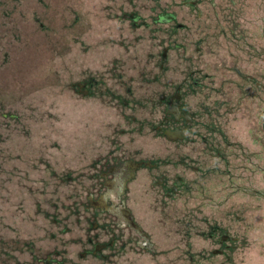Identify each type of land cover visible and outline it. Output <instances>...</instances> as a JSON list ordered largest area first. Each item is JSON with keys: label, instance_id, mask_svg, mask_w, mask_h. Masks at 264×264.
Instances as JSON below:
<instances>
[{"label": "rangeland", "instance_id": "374dc122", "mask_svg": "<svg viewBox=\"0 0 264 264\" xmlns=\"http://www.w3.org/2000/svg\"><path fill=\"white\" fill-rule=\"evenodd\" d=\"M241 1L227 46L201 0H0V264H264V197L237 192H264Z\"/></svg>", "mask_w": 264, "mask_h": 264}, {"label": "trees", "instance_id": "16d2710c", "mask_svg": "<svg viewBox=\"0 0 264 264\" xmlns=\"http://www.w3.org/2000/svg\"><path fill=\"white\" fill-rule=\"evenodd\" d=\"M229 0H201V3L204 6V11L202 16L200 17V32L201 33H210L209 31L213 32L215 35H220L222 36L223 41L225 42V44L227 46L231 45L232 43H237V39L232 36V32H231V26L235 25V23L232 24V21L230 20L228 22V20L226 19L225 15L228 12L225 8H228V4L226 5V3H228ZM247 1V0H246ZM257 4H253L254 8L251 10V16L249 17L250 19H253V24L252 22H250V26L246 27L243 19H241L239 21V24L237 23L236 25V31L238 33V35L240 37L239 41L241 43L245 42L246 47L254 41L255 38V34L264 38V1L263 0H256ZM176 2V1H175ZM174 3V1H173ZM240 4H243L242 6H244L245 2L242 0L240 2ZM260 7V13L261 16L258 17V15L256 16V8ZM154 8H160L157 9L156 12L161 14V6L157 5L154 6ZM258 11V10H257ZM130 14V12H129ZM175 14H177L175 12ZM138 15V14H137ZM141 22L144 21L142 19V17H140ZM206 21L208 22L207 24H203L202 22ZM140 22V21H139ZM153 24V21L150 19V25ZM252 24V25H251ZM259 24V25H258ZM260 94L258 91H254L253 93H251L250 97L252 96L251 99L255 100L256 102H258V105L261 104L262 99L259 100V95ZM236 103V102H235ZM261 107H260V114H261ZM264 112V110H263ZM262 112V113H263ZM262 128V127H261ZM264 130V129H263ZM220 144L218 145L219 148H223L228 150L229 148L231 149L232 153V157L236 158L235 152L237 151L238 154V158L241 156V159L244 160V148H240L238 145H226V143L223 142V138L220 139ZM236 150V151H234ZM225 152V151H223ZM222 152V153H223ZM221 153V152H220ZM222 155H224V159H222L223 161L227 158L226 155L223 153ZM221 155V156H222ZM254 156V154H253ZM245 157L249 160V164H251V168L255 169V167H257V170H264V166L262 165V160H258V163L256 165L255 162L250 161L252 159V155H250V153H247V155H245ZM217 161L218 162H222L220 157H217ZM248 174H250V170L248 169ZM251 174L247 175L246 178L250 179ZM234 179V178H233ZM233 179L231 180L232 183H234ZM251 184H243L244 189H239V193H244V195H247L248 197H250L251 195H258L260 194L261 196L264 197V192H261V189H259L256 185L252 184V189L253 191L251 192H246L247 188H250ZM237 185H233L232 188L236 187ZM242 186V187H243ZM245 191V192H244ZM249 193V194H248ZM231 194V193H229ZM233 195H236L235 193H233ZM216 207V206H214ZM87 241V240H85Z\"/></svg>", "mask_w": 264, "mask_h": 264}, {"label": "flooded vegetation", "instance_id": "af4514ba", "mask_svg": "<svg viewBox=\"0 0 264 264\" xmlns=\"http://www.w3.org/2000/svg\"><path fill=\"white\" fill-rule=\"evenodd\" d=\"M257 10H258V11H257ZM256 12H257V13H256V16L258 15V17H260V16H261V13H260V7H259V6L256 8ZM166 13H167V12H166ZM171 15H172L173 17H175L174 14H164V15H160L158 18L156 17L155 20L161 19V16H162V21H160V22H165V21L171 19V18H170ZM138 21H139V19H138ZM156 23H159V22H156ZM258 25H259V24H258ZM239 73H240V72H239ZM249 78H252V77L249 76ZM257 82H259V81H257ZM258 95H259V97H260L259 100L262 99L261 94H258ZM261 103H262V102H261ZM171 112L174 113V114L176 115L177 118L181 117V116H182V113H183V112L180 111V108H178V106H173L172 109H171ZM261 127L264 129V114H263V115L261 114ZM167 134H168V136H169L170 138H174V137H176V136H178V135L180 134V130H178L177 132H174V131L168 129V130H167ZM136 167H137V165H135V168H136ZM123 189H124V188H121V189L118 191V194H122V193L124 192ZM105 199H106V195H102V197L100 198V203H102V204L105 203ZM114 208H116V207L111 206L110 209L115 210ZM119 213L122 214V216L125 218L126 221H129L131 224H134V222H133V220H132V217H131V215H130V213H129V211H128V209H127L126 207H121V208L119 209ZM99 247H100V245H99Z\"/></svg>", "mask_w": 264, "mask_h": 264}]
</instances>
